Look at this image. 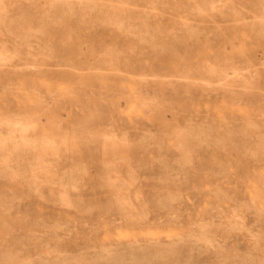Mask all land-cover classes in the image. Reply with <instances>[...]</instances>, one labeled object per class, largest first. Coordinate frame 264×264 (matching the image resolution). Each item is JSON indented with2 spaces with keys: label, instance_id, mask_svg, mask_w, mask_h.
Returning <instances> with one entry per match:
<instances>
[{
  "label": "rangeland",
  "instance_id": "374dc122",
  "mask_svg": "<svg viewBox=\"0 0 264 264\" xmlns=\"http://www.w3.org/2000/svg\"><path fill=\"white\" fill-rule=\"evenodd\" d=\"M0 264H264V0H0Z\"/></svg>",
  "mask_w": 264,
  "mask_h": 264
}]
</instances>
